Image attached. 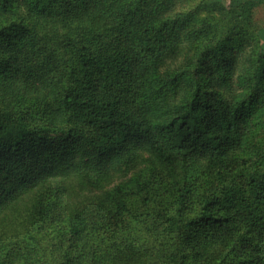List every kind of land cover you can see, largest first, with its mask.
Returning <instances> with one entry per match:
<instances>
[{"label":"trees","instance_id":"trees-1","mask_svg":"<svg viewBox=\"0 0 264 264\" xmlns=\"http://www.w3.org/2000/svg\"><path fill=\"white\" fill-rule=\"evenodd\" d=\"M263 0H0V264H264Z\"/></svg>","mask_w":264,"mask_h":264},{"label":"rangeland","instance_id":"rangeland-1","mask_svg":"<svg viewBox=\"0 0 264 264\" xmlns=\"http://www.w3.org/2000/svg\"><path fill=\"white\" fill-rule=\"evenodd\" d=\"M255 17L259 25L263 26L264 25V1H263V6L261 8H257V10L255 11Z\"/></svg>","mask_w":264,"mask_h":264},{"label":"crops","instance_id":"crops-1","mask_svg":"<svg viewBox=\"0 0 264 264\" xmlns=\"http://www.w3.org/2000/svg\"><path fill=\"white\" fill-rule=\"evenodd\" d=\"M264 1V0H263ZM264 26V25H263Z\"/></svg>","mask_w":264,"mask_h":264}]
</instances>
